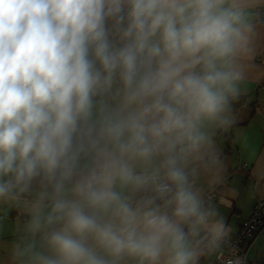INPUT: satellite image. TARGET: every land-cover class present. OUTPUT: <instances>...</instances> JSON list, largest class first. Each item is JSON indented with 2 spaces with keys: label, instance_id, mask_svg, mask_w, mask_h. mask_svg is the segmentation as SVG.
<instances>
[{
  "label": "clouds",
  "instance_id": "obj_1",
  "mask_svg": "<svg viewBox=\"0 0 264 264\" xmlns=\"http://www.w3.org/2000/svg\"><path fill=\"white\" fill-rule=\"evenodd\" d=\"M257 75L264 0H0V264H247L205 188Z\"/></svg>",
  "mask_w": 264,
  "mask_h": 264
},
{
  "label": "crops",
  "instance_id": "obj_2",
  "mask_svg": "<svg viewBox=\"0 0 264 264\" xmlns=\"http://www.w3.org/2000/svg\"><path fill=\"white\" fill-rule=\"evenodd\" d=\"M238 111L241 125L220 137L221 171L205 188L207 195L218 187L216 197L211 200L230 221V233L237 232L258 199H264V179L257 178L264 173L254 171V167L264 166V82L261 76H255L248 85ZM246 257L247 264L264 260V228L248 243Z\"/></svg>",
  "mask_w": 264,
  "mask_h": 264
},
{
  "label": "built area",
  "instance_id": "obj_3",
  "mask_svg": "<svg viewBox=\"0 0 264 264\" xmlns=\"http://www.w3.org/2000/svg\"><path fill=\"white\" fill-rule=\"evenodd\" d=\"M217 188H213L207 193V197L213 199L217 195ZM264 228V199H258L250 215L244 218L235 233H231L228 244L231 245L229 251L246 256V244L250 239L263 232ZM247 259V257H246ZM254 264H264L263 261H253Z\"/></svg>",
  "mask_w": 264,
  "mask_h": 264
},
{
  "label": "trees",
  "instance_id": "obj_4",
  "mask_svg": "<svg viewBox=\"0 0 264 264\" xmlns=\"http://www.w3.org/2000/svg\"><path fill=\"white\" fill-rule=\"evenodd\" d=\"M250 240H251V239H250ZM250 240L248 241V243H250ZM248 243H247L246 246H245L246 250H247V245H248Z\"/></svg>",
  "mask_w": 264,
  "mask_h": 264
}]
</instances>
